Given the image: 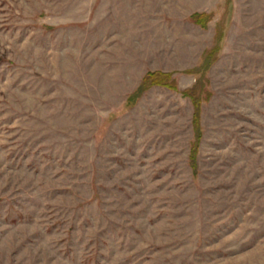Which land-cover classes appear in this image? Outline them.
Instances as JSON below:
<instances>
[{"label":"rangeland","instance_id":"374dc122","mask_svg":"<svg viewBox=\"0 0 264 264\" xmlns=\"http://www.w3.org/2000/svg\"><path fill=\"white\" fill-rule=\"evenodd\" d=\"M0 264H264V0H0Z\"/></svg>","mask_w":264,"mask_h":264},{"label":"trees","instance_id":"16d2710c","mask_svg":"<svg viewBox=\"0 0 264 264\" xmlns=\"http://www.w3.org/2000/svg\"><path fill=\"white\" fill-rule=\"evenodd\" d=\"M205 14H193L191 15L190 19L191 21L195 24L198 25L202 28L206 27L207 23V18H205ZM149 82V85L151 86H160V87H166L170 90H177V86L174 84V82L170 79L169 76L167 75H160V74H155V73H150L149 76H145L143 78L142 83L146 84ZM148 85V84H146ZM200 86V85H199ZM196 86L191 89L185 90L181 92V95L187 99H189L192 103L194 113L192 116L191 124L192 127L195 131L196 136V141L192 143L191 149H190V154L188 157V164L189 168L192 172L193 178H197L198 176V166H197V155H198V142L201 139V133L199 130V125H200V104H201V99H200V90L201 87ZM199 87V88H198ZM178 91V90H177Z\"/></svg>","mask_w":264,"mask_h":264}]
</instances>
